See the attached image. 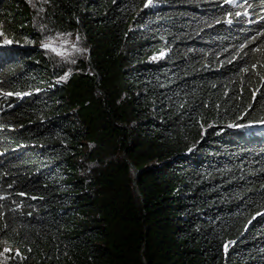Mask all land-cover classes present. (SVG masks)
Segmentation results:
<instances>
[{
  "label": "trees",
  "instance_id": "16d2710c",
  "mask_svg": "<svg viewBox=\"0 0 264 264\" xmlns=\"http://www.w3.org/2000/svg\"><path fill=\"white\" fill-rule=\"evenodd\" d=\"M0 23L5 264H264V0H0ZM68 33L57 63L38 43Z\"/></svg>",
  "mask_w": 264,
  "mask_h": 264
},
{
  "label": "rangeland",
  "instance_id": "374dc122",
  "mask_svg": "<svg viewBox=\"0 0 264 264\" xmlns=\"http://www.w3.org/2000/svg\"><path fill=\"white\" fill-rule=\"evenodd\" d=\"M2 24L0 23V32H2ZM5 35L0 37V54L3 49L13 48L15 47L14 42L5 43ZM8 40V39H7ZM40 44L42 47L44 44H50V48H45L46 54L55 60V62L59 63H72L74 59L79 57L81 52H84L85 49L80 43V41L74 37L72 34H58L50 39L41 41ZM16 48V47H15ZM55 49L53 51L52 49ZM64 53V55H58L57 53ZM3 69L0 67V76L2 75ZM11 254V249L6 244H0V264H5Z\"/></svg>",
  "mask_w": 264,
  "mask_h": 264
},
{
  "label": "snow or ice",
  "instance_id": "6c2138e0",
  "mask_svg": "<svg viewBox=\"0 0 264 264\" xmlns=\"http://www.w3.org/2000/svg\"><path fill=\"white\" fill-rule=\"evenodd\" d=\"M3 33L2 32H0V37H3ZM12 41H10V40H7L6 38H5V43H11ZM43 47H45V48H50L51 47V45L50 44H44L43 45ZM53 51H55V49L53 48L52 49ZM58 55H64V53H60V52H58L57 53ZM10 95V94H9Z\"/></svg>",
  "mask_w": 264,
  "mask_h": 264
},
{
  "label": "water",
  "instance_id": "95a60500",
  "mask_svg": "<svg viewBox=\"0 0 264 264\" xmlns=\"http://www.w3.org/2000/svg\"><path fill=\"white\" fill-rule=\"evenodd\" d=\"M130 167L133 168L134 170V179H135V176L137 175V171L134 169V167L129 163ZM133 179V185L135 186V180ZM138 192V191H137Z\"/></svg>",
  "mask_w": 264,
  "mask_h": 264
}]
</instances>
